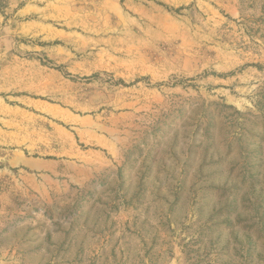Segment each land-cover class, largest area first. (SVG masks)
I'll return each mask as SVG.
<instances>
[{
	"label": "rangeland",
	"instance_id": "rangeland-1",
	"mask_svg": "<svg viewBox=\"0 0 264 264\" xmlns=\"http://www.w3.org/2000/svg\"><path fill=\"white\" fill-rule=\"evenodd\" d=\"M0 107V264H264V0H0Z\"/></svg>",
	"mask_w": 264,
	"mask_h": 264
},
{
	"label": "crops",
	"instance_id": "crops-1",
	"mask_svg": "<svg viewBox=\"0 0 264 264\" xmlns=\"http://www.w3.org/2000/svg\"><path fill=\"white\" fill-rule=\"evenodd\" d=\"M1 108V107H0ZM1 109H3V110H5V111H8V110H10V109H14V108H10V107H4V108H1ZM13 130H6L5 128H3L2 126H0V132H2V133H4V135H6V136H8V133L9 132H12ZM13 134V133H12ZM12 134H10L9 136H12Z\"/></svg>",
	"mask_w": 264,
	"mask_h": 264
}]
</instances>
